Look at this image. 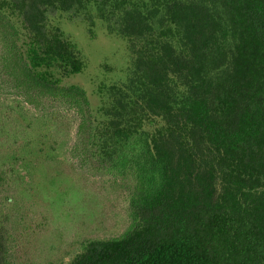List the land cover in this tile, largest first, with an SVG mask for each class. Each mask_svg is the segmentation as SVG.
<instances>
[{
    "label": "trees",
    "instance_id": "obj_1",
    "mask_svg": "<svg viewBox=\"0 0 264 264\" xmlns=\"http://www.w3.org/2000/svg\"><path fill=\"white\" fill-rule=\"evenodd\" d=\"M87 1L0 0L17 85L73 99L102 166L136 170L134 226L71 264H264V0H159L155 13ZM85 3L111 8L134 56L133 94L100 124L86 92L57 78L84 64L48 25L51 11Z\"/></svg>",
    "mask_w": 264,
    "mask_h": 264
},
{
    "label": "rangeland",
    "instance_id": "obj_2",
    "mask_svg": "<svg viewBox=\"0 0 264 264\" xmlns=\"http://www.w3.org/2000/svg\"><path fill=\"white\" fill-rule=\"evenodd\" d=\"M129 2L150 13L160 3ZM104 13L110 18L101 16ZM118 20L109 6L87 3L79 10H54L48 16L49 27L61 31L84 64L81 73L57 78L61 85L86 92L89 112L98 124L105 122L115 97L133 94L134 56L129 40L117 30ZM10 47L0 28L4 264H71L91 242L120 238L134 226L136 170L130 162L113 169L102 166L93 154L94 145L85 144L80 134L86 112L73 99L29 93L18 86L9 67ZM157 126L151 122L145 132L152 134Z\"/></svg>",
    "mask_w": 264,
    "mask_h": 264
}]
</instances>
